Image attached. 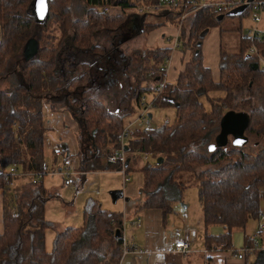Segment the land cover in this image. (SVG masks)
<instances>
[{
	"label": "trees",
	"instance_id": "1",
	"mask_svg": "<svg viewBox=\"0 0 264 264\" xmlns=\"http://www.w3.org/2000/svg\"><path fill=\"white\" fill-rule=\"evenodd\" d=\"M156 1L47 0L48 11L40 21L33 12V0H0V76L13 74L3 73L7 61L20 54L30 38L39 42L36 56L25 61L21 70L15 72L18 80L0 89V187L6 194L2 211L4 229L0 234V264L120 263L123 254L121 212L104 209L97 200L90 198L83 208L82 226L58 229L45 217V203L51 194L41 186V179L31 186H16L17 213L14 215L10 211L14 205L10 190L5 185L6 169L15 164L37 170L50 157L46 142L48 129L42 121L43 103L50 102L55 109L58 104L64 105L78 124L76 137L80 169L120 170L122 162L108 158L120 147L118 134L123 129L124 115L109 110L106 104L88 96L80 84L91 64L106 67L109 60L116 61V48L126 40L122 35L126 32L120 31L104 44L94 43L100 30L114 29L128 18L127 14L125 18L123 14L113 16L99 8L117 5L127 10ZM189 9L163 8L153 13H142L137 20L129 21L136 22L140 27L138 30L144 33L164 25L165 21L177 26L180 49H188L190 56L175 82L166 83L162 95L153 100L157 108L171 106L175 109L173 121L156 128L130 129L124 174L130 180L133 169L140 171L143 201L139 207L160 208L164 216L171 210L172 188L177 189L179 198L184 187L181 177H193L205 228L220 224L231 230L236 226L244 227L248 219H259L261 215L260 204L264 199V71L259 57L248 52L251 40L241 37L235 52L220 47L219 81L214 82L211 70L202 63L201 43L209 29L221 26V21L228 15L219 18L221 14L208 7L192 11L180 19L183 11ZM247 13L248 9L236 15L242 17ZM53 17L56 21H51ZM150 17L154 20L149 21ZM54 23L56 26H49ZM47 28L59 32L52 42L45 34ZM255 44L264 56V42ZM67 47L70 54L65 53ZM97 47L102 51L94 52L93 48ZM169 53L168 48L155 47L138 54L134 98L138 100L145 91H151V78L159 76L157 66ZM77 55L81 56L80 61H84L81 71L64 80L63 75L59 76L62 73L61 58L67 56L71 62H76ZM150 70H155V75L149 77ZM63 86L66 90L62 89ZM114 90L121 93L115 87L108 89L111 93ZM212 90L224 94L209 98L210 108L206 109L202 99L208 98V92ZM227 110H242L250 115L246 131L250 142L241 147L229 143L209 151L208 145L214 141L219 129L220 116ZM102 149H106V154ZM144 152L149 156L142 160ZM159 157L162 158L160 162ZM139 160L141 164L136 167ZM48 228L55 232L51 250L46 249L45 242ZM116 231H119L118 236ZM256 237L264 243L262 228L258 229ZM256 237L245 236L243 246L253 247ZM220 243V249L231 247L230 231L204 235L206 249H216ZM176 256L187 259L184 253L167 254L166 264H171L169 259ZM200 259L202 255L198 262ZM208 259L204 260L207 262ZM188 262L190 260L187 259Z\"/></svg>",
	"mask_w": 264,
	"mask_h": 264
},
{
	"label": "crops",
	"instance_id": "2",
	"mask_svg": "<svg viewBox=\"0 0 264 264\" xmlns=\"http://www.w3.org/2000/svg\"><path fill=\"white\" fill-rule=\"evenodd\" d=\"M116 6L117 5H111L108 8V11L111 8L116 7ZM126 14L128 18L124 21V23H121L119 26H117L114 29H102L97 34V38L103 36L105 40H108L116 32L125 31L126 34L127 33L129 34V35H125L124 38L126 40L123 42H120V44L116 48V58L115 59L119 63H117L115 60L114 61L109 60V62L106 63L107 64L106 67H103V68H100L101 66L91 64V67L88 69L86 76H88V78H91V79H94L95 77L98 84L95 86L92 82H89L86 85V87L88 89L89 88L92 89L94 93H98L102 95V97L105 98L106 103H107V98L112 99L114 103L115 101H118L121 104V106H119L120 105L119 104L117 108L114 109L116 112L122 113L124 111H128V112L131 111L130 114H125L124 119H123V128L127 126L130 131V129H132L131 127L133 126L132 115H134L136 109H140L142 111V107L139 105V99L137 100L136 98L133 97V82H134L135 72L138 68V64L137 62L134 61L133 57L131 56L132 54H130V48H129V45L127 44L133 41V39L138 38L142 35V37H140L141 43L139 42L140 46H144L145 44H147V45H156L157 48L170 49L169 56L165 58L163 61H161L157 66V68H159V66L164 61L165 63L167 62L166 71L162 74L159 73L158 71L159 76H157V78H151L152 81L154 82L156 80H159L160 78H163L165 75L166 76L165 84L166 83L173 84L175 82L176 78L178 77L179 72L183 70L185 63L189 59L190 53L188 49L186 50L180 49L179 40H178L179 28L177 26L176 27L162 26L160 28H157L156 30H151L149 33H144L138 30L140 27H138L136 22L129 23V21L137 20L138 17H140L142 13H138L135 10V8H131L126 12ZM247 16L250 21L248 22L247 26H245V28H243V26L241 25L242 20L240 16H237V15L227 16L231 20H233L234 17L238 19L235 25L234 23H230L229 25L230 28L238 29V33H235V36L238 39L236 43L237 47L239 45L241 37H247L246 32L248 28L252 25V21L249 16V13H247ZM225 18L226 17H224L223 20L221 21L222 22L221 26H212L209 29L208 33L205 35L201 43L202 63L204 67H207L211 70V75H212V79L214 82L219 81L218 63H219V57H220V47L223 46L225 49H227V46L223 44V38H222L223 21ZM110 33H113V35H109ZM93 49H94V52L102 51L100 47L93 48ZM64 50L66 52L67 50H69V47L65 48ZM90 53L92 54L93 52L90 51ZM107 55L110 56L109 54ZM86 61H89V60H86ZM83 62L84 61L71 62L70 57H67V56L61 58L60 60L61 70L60 71H62V73H60L59 76L63 75L64 80H65L68 78L66 74L75 73L76 70H79L80 72L81 70L78 68L82 67L81 64ZM259 62L261 64V68L263 69L264 68V56L263 55L259 58ZM150 71H154L156 73L155 70H150ZM149 72L147 74L149 77L155 75V74L149 75ZM110 73H116L120 77L115 76L114 81H116V84L114 86L106 88L104 86V83L102 82L99 83V79H104V75L110 74ZM125 85H126V89L124 88ZM114 87L115 89L121 90V93H119L117 90H114L112 93L111 91H108V89L111 90ZM80 88L81 86L78 89ZM122 93L125 95V97H127L125 98L126 99L125 101L119 100L120 99L119 96ZM86 94L90 96V92H88V90H86ZM152 94L153 93L149 90V91H145L144 94L141 96H146V99L149 100L153 104L154 98ZM51 104L52 103L50 102H44L43 107H42V121H43L44 126L48 129V137L46 139V142L48 144L47 155L48 154L50 155V158L48 157V159L46 160L49 161L50 163L52 162L53 149L52 151L50 149L52 148V146L56 144H60L62 145V147H65L66 149L65 153L72 155L75 165H77L78 173L76 174L75 178H77L78 176L86 177V175H88L89 173H95L96 171H86V170L80 169L79 167L80 162H79V156L77 154L79 150L78 148L79 146H78V140L76 137V133L78 131L77 122L72 118L69 111L65 107H63L64 105L58 104V106H56L54 103V105L58 107L57 109H55L53 108V105ZM152 109H154V116H157L158 111H159L158 109L160 108L155 107L153 104ZM174 112H175V109H174ZM152 117L153 116L150 114L149 119H151ZM138 118L140 119L139 115H138ZM49 146H50V149H49ZM125 150H128L127 146L125 147ZM142 159H144L143 156H142ZM138 164H141V160H139ZM103 170H105V172L112 171L114 173H120L122 175L119 169H103ZM55 176H59V175H45L42 178L41 186L45 189L47 193L51 194L50 198L46 200L45 206L50 200H53V199L58 200L60 198L58 188L47 187V185L44 184L45 177L54 179ZM59 179H60V186L64 187V186L72 185V184L65 185L63 183V178L61 176H59ZM122 182L123 184H126L124 182L123 175H122ZM142 182H143V177H142ZM75 183L76 182L74 179L73 184ZM20 184L25 185V187H27V186H31L32 183H30L27 179L21 178V177L15 179L14 186L12 188L13 193L9 192L10 197L12 198L13 201L14 200L16 201V198H17V194L14 189L16 188V186ZM142 186H143V183H142ZM4 193H5L4 189L0 187V234L3 232L2 209H3V198L4 196H6V194ZM139 194L142 195V192L140 191ZM197 197H198V193H197ZM141 202L139 203L135 202L129 208L124 207V211L122 213L123 236L125 237V240H127L128 243L130 244L129 246L130 250L127 253L122 254L119 264H166L167 254L175 256L181 253H184L185 257L188 260H190L188 264H199L198 259L200 255H202V259H200L201 261L203 260L202 264H256V263L261 264L262 262H264V243L263 241L261 242V245L259 248H256L257 242H254V246H253L254 251L252 253L245 254L243 258H238L232 253L230 254L229 252H231L232 247H233L232 230L234 228L244 229L245 226L244 227H239V226L232 227L230 230L225 225H220V224L209 225L210 227L209 232L207 231L208 227L205 228L204 235L206 233L212 234V235H218V234L227 233L228 231H230V236H231L230 246L231 247L225 248V249H220V247H218L219 248L218 250H211V251L209 250V252L207 253V259L208 257L209 259L207 260V262H204V256L201 251V247L198 249H194V243L197 241V230L199 226L198 227L197 226H194V227L193 226H183L181 231H178V234H176L172 240L168 241L167 239V220L165 219V216L170 212H171L170 215L173 213L172 205H171V210L167 212V214L164 216L160 208H157V207L140 208L139 206ZM199 204L201 206L200 201H199ZM185 207L186 206L184 205V209ZM105 209H108V208H105ZM108 210H112V209H108ZM260 214L263 215V220H264V214L263 213H260ZM171 216H174V215H171ZM124 220L126 221V223L129 221H131L132 223L130 225L131 226L130 233H129L130 236L126 235V227H125ZM198 222L199 224L201 223L204 226L203 214L199 218ZM55 225L57 226V224ZM260 226L264 230V225L261 224ZM175 240L176 241L177 240L187 241L190 244V249L186 252L173 251V243L175 242ZM202 241H203V246L202 245L201 246L202 248L203 247L205 248L204 237L202 238ZM45 242H46V239H45ZM250 257H252V259H250Z\"/></svg>",
	"mask_w": 264,
	"mask_h": 264
},
{
	"label": "rangeland",
	"instance_id": "3",
	"mask_svg": "<svg viewBox=\"0 0 264 264\" xmlns=\"http://www.w3.org/2000/svg\"><path fill=\"white\" fill-rule=\"evenodd\" d=\"M131 9V8H129ZM124 10L121 9V7L116 6L111 8L108 13L113 15V16H122L126 17V12L129 10ZM59 13V12H58ZM185 13V17L187 14L192 13V11L186 10L183 11ZM56 17H53L51 21H56ZM150 19V20H149ZM149 21H153L154 18L150 17ZM241 25L243 28L247 26L248 22L250 21L247 15H244L241 17ZM238 19L236 17L231 20L229 17H226L223 21V32H222V38H223V44L227 46V50L231 52H235L238 47L236 46L237 43V37L235 36V33H238V29L236 28H230L229 25L230 23H236ZM50 27L56 26V24H49ZM164 27H176L175 25L171 24L168 21H165V24L162 25ZM162 26L156 27L152 30H156L157 28H160ZM151 31V30H150ZM149 31V32H150ZM147 32V33H149ZM45 34L48 36L49 41H54L56 38L54 35H58L59 32L55 30L54 28H47L45 31ZM109 35H113V33H110ZM122 35H126V33H122ZM142 37V35L140 36ZM135 38L133 41H131L129 44L130 48V54L133 57L134 61H138L139 58V53L140 52H145L149 48H155L157 47L156 45H147L145 44L144 46H140L139 42L141 43V38ZM104 41V42H103ZM120 41V37L118 39ZM107 40L104 39L103 36L98 37L96 36V39L94 41L95 44L98 45V43H106ZM239 46V45H238ZM106 49V48H105ZM70 50H67L65 53L70 54ZM65 53L63 55H65ZM129 54V53H128ZM82 57L88 58L87 55L81 54ZM76 60L80 61L82 58L81 56L77 55L75 58ZM74 59V60H75ZM104 59V57L102 58ZM26 61V57L24 56L23 52L20 54L10 57L7 61L5 71L7 74L8 73H13L9 75H2L0 76V89L7 87L8 83H13L16 82L18 79L15 76V72H19L23 66V64ZM146 64V62H144ZM100 68H103V65H100ZM81 70V68H78ZM113 70V69H112ZM159 70V68H158ZM79 70H76L75 73H69L66 74L67 77H72L75 74H78ZM5 73V74H6ZM160 73V72H159ZM118 76L116 73H110V74H105L104 79H99V83L102 82L104 83V86L111 87L116 84V81H114V77ZM120 77V76H118ZM100 78V77H99ZM166 79V76L164 75L163 77ZM92 82L95 86L98 84L97 80L88 78V76L85 77V80L80 84L81 86H84L88 92H90V96L96 98L97 100L103 102L104 104L107 105V108L111 111H115L114 109L120 104L118 101L113 102L112 99L107 98V103L105 102V98L102 97V95L98 93H94L92 89H88L86 85ZM159 80H156L154 82H151V92L153 93L152 96L155 99L156 97L158 98L159 95H162L163 90L157 95L154 93L155 86L158 84ZM135 83V77H134V82H133V87ZM122 84V83H121ZM126 89V85L124 86ZM62 89H65V86L62 87ZM224 93L222 91H215L212 90L208 92V98L205 96L203 97L202 101L204 102V107L206 109L210 108V103H209V98L213 97H219L223 95ZM119 100L125 101L127 97L122 93L119 96ZM114 99V98H113ZM121 106V104L119 105ZM60 107V106H59ZM158 115L154 116V109H149L147 111V114L150 113L153 117L150 119V123L148 127L150 128H156L160 126L163 123H171L174 119L175 112L173 107H165V108H160L158 109ZM131 112V111H130ZM128 111H124L121 114H130ZM141 112L140 109H136L134 115H132V122L133 126L131 127V130L134 129H142V128H147V125L145 122H143L141 119L138 118L139 113ZM134 120V121H133ZM146 125V126H145ZM139 133V132H137ZM135 133V134H137ZM51 135V134H50ZM111 145V143H110ZM105 148V147H103ZM106 149H102V153L106 154ZM50 158V157H49ZM143 160V159H142ZM140 164H136V167H139ZM75 184H72L71 186H60V179L59 176H55L54 179H51L49 177L44 178V184L47 185V187H56L58 188L59 191V196L60 198L58 200L53 199L50 200L46 206H45V215L46 218L57 224L58 229H63L64 227H80L83 224V208L86 202L92 198L95 199L99 202L102 208H108L112 209L113 211L121 212L123 213L124 207L129 208L131 205H133L135 202L139 203L143 200V196L139 194V192L142 189V174L140 171L133 169L130 173V181L127 182L126 184H123L122 182V175L120 173H114L112 171H107L105 170H97L95 173H89L84 176H78L75 178ZM177 177V176H176ZM180 179V177H178ZM183 182L182 184L184 187L181 190V193L178 198L177 194V189L172 188V195L171 196V205L173 208V213L171 215L168 213L165 216V219L167 220V239L172 240L173 237L178 234V231H181L183 226H199L197 230V241L194 243V249H198L201 247V251H203L205 248L203 246V241L202 238L204 237L205 233V227L203 224H199L198 220L202 216L203 211L202 207L199 204V200L197 197V187H196V181L193 177L186 178V175L184 177H181ZM6 185V183H5ZM25 186V185H23ZM5 187V186H4ZM7 187V185H6ZM5 187V188H6ZM8 188V187H7ZM3 189V188H2ZM122 191V195L118 198H114L112 196L113 191ZM142 192V191H141ZM179 193V192H178ZM5 194V193H4ZM133 194V196H132ZM6 197V196H5ZM9 197V195H8ZM4 200V198H3ZM181 200V201H180ZM13 201V200H12ZM13 207L10 210L14 215L17 213L16 210V203L13 201ZM184 205L186 206L184 209ZM260 210L261 213L264 214V199L261 200L260 204ZM3 211V209H2ZM125 227H126V235H129L130 233V225L132 224L131 221L127 222L124 220ZM264 225V220H260L257 218H250L245 224L244 229L240 228H234L232 230V235H233V247L232 250H236L238 253L243 252V245H244V237L248 236L249 238L256 237L258 234V229H261L260 225ZM3 225V223H2ZM209 226L207 228V231L209 232ZM4 229V227H3ZM128 233V234H127ZM55 232L54 230L48 228L46 230V248L51 250L53 246V240H54ZM130 236V235H129ZM257 238V239H256ZM255 238V242H257L256 248H259L261 245L262 240L258 237ZM176 241V240H175ZM202 245V246H201ZM222 243L216 245V249L213 250H218V247H221ZM215 247V246H213ZM229 252L230 254L232 253ZM211 251V250H210ZM252 259V257H250ZM171 261V264H187L186 261L187 259H183L180 256H176V258H171L169 259ZM203 261V260H202ZM205 261V260H204ZM206 262V261H205ZM199 264H202L200 261L198 262Z\"/></svg>",
	"mask_w": 264,
	"mask_h": 264
},
{
	"label": "built area",
	"instance_id": "4",
	"mask_svg": "<svg viewBox=\"0 0 264 264\" xmlns=\"http://www.w3.org/2000/svg\"><path fill=\"white\" fill-rule=\"evenodd\" d=\"M245 6L244 10L248 9L249 16L252 21V25L248 28L246 32V38L251 40V45L248 48V52L254 55H257L259 58L262 56L259 51L258 46L255 42H264V0H190L189 3L183 0H157L154 3H144L137 7L135 10L138 13H153L159 11L163 8H180V7H189L191 11L202 8H213L221 15H226L228 12L240 7ZM101 11H108V7H100ZM185 17V13L180 15V19ZM167 62L165 61L159 66V72L162 74L166 71ZM264 71V68L262 69ZM150 74H155L154 71H150ZM165 85V79L160 78L158 84L155 86V94H159ZM139 105L142 107V111L139 114L140 119L145 122L146 125L149 124L150 119L147 115V111L153 108V104L146 99V96H141L139 98ZM145 125V126H146ZM129 128L124 127L121 132L118 134L119 149L116 153H113L109 156L110 161H121L122 167L120 171L123 175L124 182L129 180V177L124 174V167L126 164V150L127 138L129 136ZM53 149V160L50 163L47 160H44L41 163V167L37 170H30L27 166H17L15 164L10 165L6 169L7 176L5 177V183L13 193V186L15 179L21 177L27 179L30 183L36 184L41 180L45 175H59L63 178V183L65 185H71L74 183V176L78 173L77 165H75L72 155L65 153V147H62L60 144L52 146ZM143 158L146 159L149 156V153L144 152L142 154ZM1 172V171H0ZM14 196V194H13ZM15 201V200H14ZM260 219H263V215H260ZM130 244L125 237L123 236L122 243V252L123 254L127 253L130 248ZM190 249V244L187 241L177 240L173 243V251L182 252L188 251ZM243 252L238 253L237 251H232V254L238 258H243L245 254L252 253L254 251L253 247H243ZM208 249L202 251L204 259L206 260Z\"/></svg>",
	"mask_w": 264,
	"mask_h": 264
},
{
	"label": "water",
	"instance_id": "5",
	"mask_svg": "<svg viewBox=\"0 0 264 264\" xmlns=\"http://www.w3.org/2000/svg\"><path fill=\"white\" fill-rule=\"evenodd\" d=\"M33 12L37 20H43L48 11L47 0H33L32 2ZM245 6H240L226 15L232 16L239 14L244 10ZM224 15H220L222 18ZM39 49V42L35 38H30L23 47V54L26 57V61L33 59ZM150 116V114H148ZM250 124V115L242 110H227L225 111L219 119V129L214 137V141L208 145V150L213 151L216 148L225 147L229 143L232 145L241 147L246 146L249 142V138L246 131ZM239 141V143H237ZM161 157L158 158V162L161 161ZM112 196L118 198L122 196V191H113ZM119 231H116V236H118Z\"/></svg>",
	"mask_w": 264,
	"mask_h": 264
},
{
	"label": "snow or ice",
	"instance_id": "6",
	"mask_svg": "<svg viewBox=\"0 0 264 264\" xmlns=\"http://www.w3.org/2000/svg\"><path fill=\"white\" fill-rule=\"evenodd\" d=\"M237 143H239V141Z\"/></svg>",
	"mask_w": 264,
	"mask_h": 264
}]
</instances>
